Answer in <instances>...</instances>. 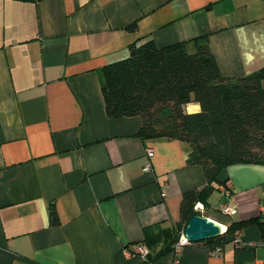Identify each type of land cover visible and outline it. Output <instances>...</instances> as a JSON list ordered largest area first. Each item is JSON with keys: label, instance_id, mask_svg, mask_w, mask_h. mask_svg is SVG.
Instances as JSON below:
<instances>
[{"label": "crops", "instance_id": "crops-1", "mask_svg": "<svg viewBox=\"0 0 264 264\" xmlns=\"http://www.w3.org/2000/svg\"><path fill=\"white\" fill-rule=\"evenodd\" d=\"M203 36L223 75L259 72L264 0H0V264H264V165L226 168L200 203L222 235L253 221L244 245L234 232L220 255L205 241L178 251L183 195L207 187L203 167L189 144L143 141L140 117L106 112L102 69L132 44ZM135 243L146 260L127 256Z\"/></svg>", "mask_w": 264, "mask_h": 264}, {"label": "trees", "instance_id": "trees-1", "mask_svg": "<svg viewBox=\"0 0 264 264\" xmlns=\"http://www.w3.org/2000/svg\"><path fill=\"white\" fill-rule=\"evenodd\" d=\"M102 74L110 118L140 117L137 137L143 141L189 144V164L205 171L207 187L183 195L179 236L189 219L200 215L196 206L209 204L223 170L264 165V69L243 78L223 75L207 36L161 48L141 39L129 47L126 59L104 67ZM189 104H198L200 112L188 113ZM51 219L57 224L54 207ZM252 222L234 223L205 242L222 247L225 235Z\"/></svg>", "mask_w": 264, "mask_h": 264}, {"label": "built area", "instance_id": "built-area-1", "mask_svg": "<svg viewBox=\"0 0 264 264\" xmlns=\"http://www.w3.org/2000/svg\"><path fill=\"white\" fill-rule=\"evenodd\" d=\"M146 155L149 159H152L153 155H154V150L151 147H147L146 148ZM144 172L149 173V174H153V168L150 162H148L145 167H144ZM228 187H230V183H228ZM196 211L198 213L203 212V206L198 204L196 206ZM221 212L229 217H234L237 214V208L232 205V204H226L223 205V207L221 208ZM235 245L237 247H241L244 245V242L241 238V233L240 231H236L235 235H234V239H233ZM194 243L191 242L190 240H188V238L185 235V230L181 232L179 239L175 245V249L180 251L181 249H183L184 247L193 245ZM222 251V247H216L213 250V254L215 255H220ZM137 255L139 256L141 259L146 260L150 254L149 249L145 246L144 243H135L132 244L129 247V250L127 252V256L131 257L132 255Z\"/></svg>", "mask_w": 264, "mask_h": 264}, {"label": "water", "instance_id": "water-1", "mask_svg": "<svg viewBox=\"0 0 264 264\" xmlns=\"http://www.w3.org/2000/svg\"><path fill=\"white\" fill-rule=\"evenodd\" d=\"M222 227L201 215L192 216L185 228V235L193 243H200L221 236Z\"/></svg>", "mask_w": 264, "mask_h": 264}]
</instances>
